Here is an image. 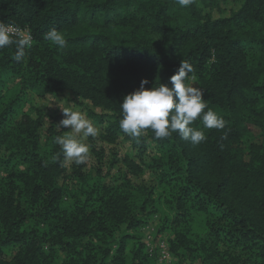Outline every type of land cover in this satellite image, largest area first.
I'll return each instance as SVG.
<instances>
[{
  "label": "trees",
  "instance_id": "16d2710c",
  "mask_svg": "<svg viewBox=\"0 0 264 264\" xmlns=\"http://www.w3.org/2000/svg\"><path fill=\"white\" fill-rule=\"evenodd\" d=\"M230 1L239 7L226 15ZM0 21L33 37L22 62L15 46L0 50V74L42 99L69 94L106 123L99 143L89 137L96 166L75 164L66 175L52 160L59 153L63 161L58 115L32 108L10 122L0 114V264H149L134 230L153 216L182 264H264V0L187 8L175 0H0ZM51 29L64 33V49L44 39ZM182 60L226 127L209 129L199 145L178 133L125 134L124 97L145 79L148 89L171 87ZM121 137L154 182L112 183L114 159L105 167L97 147ZM124 161L143 172L130 155Z\"/></svg>",
  "mask_w": 264,
  "mask_h": 264
},
{
  "label": "clouds",
  "instance_id": "9594fccd",
  "mask_svg": "<svg viewBox=\"0 0 264 264\" xmlns=\"http://www.w3.org/2000/svg\"><path fill=\"white\" fill-rule=\"evenodd\" d=\"M175 3L181 8H187L195 4L196 0H175ZM44 39L61 50L67 46L64 33L57 29L45 33ZM12 46L16 49L13 59L22 62L33 46V37L27 28L21 29L12 23L0 21V50ZM192 73V65L182 60L178 72L170 78L171 87L160 83L158 87L148 89L145 87L148 80H143L140 89L126 95L120 104V129L132 138L141 137L148 129L154 132L157 139L169 138L173 133H178L181 139L193 145H199L207 138L203 130L192 126L197 119L206 129H224L225 120L208 107L204 98L205 90L191 82L195 79ZM58 106L65 118L56 127H70V131L54 138V142L61 148L63 161L59 153L52 160L60 163L61 167L72 163L85 165L90 160L87 140L96 137L99 129L84 113L74 111L70 106Z\"/></svg>",
  "mask_w": 264,
  "mask_h": 264
},
{
  "label": "rangeland",
  "instance_id": "374dc122",
  "mask_svg": "<svg viewBox=\"0 0 264 264\" xmlns=\"http://www.w3.org/2000/svg\"><path fill=\"white\" fill-rule=\"evenodd\" d=\"M222 7L225 11L226 15H229L230 9H238V4L234 1H230L229 3L222 4ZM219 14V13H216ZM192 83L197 84L196 79L194 81H191ZM197 86V85H196ZM58 104L61 107L70 106L72 110L74 111H80L84 113L98 129L99 134L96 137H93V141H96V143L100 142V136L104 132V125L98 124L92 119H90L86 114V109L81 106L75 104V100L73 96L67 94V95H50L48 98L42 99L39 98L31 93L23 92L20 89L18 80L11 78L8 74H0V114L5 113L8 116V119L10 122H12L14 119L18 118L22 113H29L32 112V108H38L47 113L48 115H58L60 117L59 122H61L65 117L62 112V110L59 108ZM48 121V120H47ZM200 130H203L205 134L208 132L209 129H206L203 127V124L199 127ZM70 131L69 128H65V132ZM126 139L124 137H121L117 144H106L105 142H102L101 144H98V147L100 151H104L106 153V160H105V167L108 161L114 159L113 168L111 170L112 183L115 182H121L122 178L127 177L131 179V181L135 184H142V183H151L154 182L156 179V174L153 170L150 168H147L143 162H141V159L138 157L135 150L131 149V142H126ZM259 140L258 135H250L247 137L246 141L252 142V141ZM90 138L87 140V144L90 148V160L85 164L84 167L86 169H89V167L96 166V160L97 157L92 154L91 152V146L92 143ZM95 144V142H94ZM119 150V152H118ZM153 149H149V153L152 152ZM115 152H118L119 155L115 156ZM130 155L131 159L137 163L140 167H142L143 172L141 173H135L133 168H131V165L127 164V161H124V158L126 156ZM116 158V159H115ZM107 161V162H106ZM133 162V163H135ZM135 163V164H136ZM75 164L72 163L68 165V170L66 175L71 174L72 167ZM120 177V180L118 179ZM115 178V179H114ZM67 180L71 182L72 180L69 179H63L62 181ZM159 226L160 221L158 216H153L150 218L147 224H144V226H141L139 229L134 230V234L137 236H140L141 242L145 245V251L150 257V263L149 264H182L180 263L179 259L175 257L173 254L170 244H169V237L159 233ZM137 242V240H135ZM132 246L129 247L128 253H131ZM115 247L113 248L112 254L115 252ZM12 249H9L8 253L12 254Z\"/></svg>",
  "mask_w": 264,
  "mask_h": 264
},
{
  "label": "built area",
  "instance_id": "2783aa9c",
  "mask_svg": "<svg viewBox=\"0 0 264 264\" xmlns=\"http://www.w3.org/2000/svg\"><path fill=\"white\" fill-rule=\"evenodd\" d=\"M21 29H24V28H21Z\"/></svg>",
  "mask_w": 264,
  "mask_h": 264
}]
</instances>
